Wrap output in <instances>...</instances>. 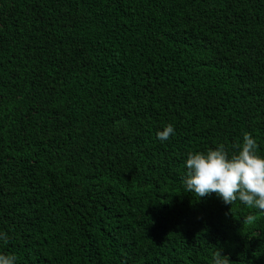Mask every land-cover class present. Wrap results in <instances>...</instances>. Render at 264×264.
Masks as SVG:
<instances>
[{"label": "trees", "instance_id": "obj_1", "mask_svg": "<svg viewBox=\"0 0 264 264\" xmlns=\"http://www.w3.org/2000/svg\"><path fill=\"white\" fill-rule=\"evenodd\" d=\"M246 132L264 156V0H0L15 264H264V211L183 185Z\"/></svg>", "mask_w": 264, "mask_h": 264}, {"label": "clouds", "instance_id": "obj_2", "mask_svg": "<svg viewBox=\"0 0 264 264\" xmlns=\"http://www.w3.org/2000/svg\"><path fill=\"white\" fill-rule=\"evenodd\" d=\"M174 134V126L167 124L157 133L159 139L167 140ZM231 155L224 144L206 152H190L185 161L183 178L184 191L203 198L216 194L224 204L234 205L237 201L249 209L264 211V156L258 153V144L251 133H244L242 144H236ZM232 210V209H231ZM253 215L245 217L252 223ZM0 240L7 242L6 233ZM15 255L0 254V264H15ZM212 264H232L229 256L221 250L213 254Z\"/></svg>", "mask_w": 264, "mask_h": 264}]
</instances>
